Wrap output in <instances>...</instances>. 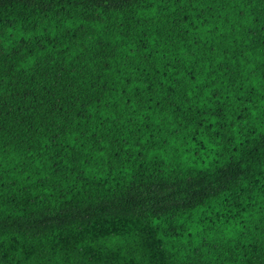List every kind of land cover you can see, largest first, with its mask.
Segmentation results:
<instances>
[{
  "label": "trees",
  "instance_id": "trees-1",
  "mask_svg": "<svg viewBox=\"0 0 264 264\" xmlns=\"http://www.w3.org/2000/svg\"><path fill=\"white\" fill-rule=\"evenodd\" d=\"M0 264H264V0H0Z\"/></svg>",
  "mask_w": 264,
  "mask_h": 264
}]
</instances>
